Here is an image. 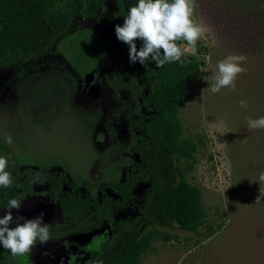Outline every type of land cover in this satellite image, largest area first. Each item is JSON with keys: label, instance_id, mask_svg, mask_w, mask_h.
Wrapping results in <instances>:
<instances>
[{"label": "rangeland", "instance_id": "obj_1", "mask_svg": "<svg viewBox=\"0 0 264 264\" xmlns=\"http://www.w3.org/2000/svg\"><path fill=\"white\" fill-rule=\"evenodd\" d=\"M194 19L207 29L200 39L205 50L196 55L203 64L179 115L183 137L192 138L197 149L179 166L200 189L207 221L197 232L176 223L159 226L163 234L153 239L140 264H264V196L255 203L264 191V181L258 182L264 172V129L246 127L247 118L264 115V0H195ZM122 22L120 0H106L100 14L77 19L71 35L47 55L0 66V137L12 136L8 148L21 164L66 167L77 185L88 186L93 194L103 180L121 181L124 167L138 161L126 124V115L137 109L136 93L116 84L136 65L128 62V46L115 37L114 25ZM229 53L246 57V71L237 75L234 88L212 93L207 86L216 62ZM95 71L94 83L83 89L85 76ZM241 99L247 108L239 106ZM136 176L125 207L110 193L115 224L139 218L148 179ZM50 185L37 183L22 191L21 207L12 210L27 218L43 212L49 225V240L34 244L27 260L81 264L86 247L101 242L93 237L112 233L113 226L75 231L53 200ZM61 244L72 257L57 262L53 252ZM0 250L5 254L6 249ZM91 252L94 256L97 247Z\"/></svg>", "mask_w": 264, "mask_h": 264}, {"label": "trees", "instance_id": "obj_2", "mask_svg": "<svg viewBox=\"0 0 264 264\" xmlns=\"http://www.w3.org/2000/svg\"><path fill=\"white\" fill-rule=\"evenodd\" d=\"M135 2L120 0L122 16ZM105 5L106 0H0V66L47 55L71 35L77 19L95 17ZM178 43L182 48L187 46L183 41ZM204 50L198 40L197 54ZM196 55L186 54L183 64L172 62L160 68L154 62L144 66L136 63L124 80H116L117 86L136 93L137 103V109L126 115V124L138 161L124 167L121 181L103 180L98 193L93 194L88 186L80 188L66 167L33 163L20 171L23 188L33 181L51 184L53 200L75 231L112 224V233L93 237V242L98 238L101 242L85 264H140L142 255L151 250L153 239L163 234L159 226L168 228L176 223L183 230L197 232L206 223L201 191L186 179L179 166L182 159L187 164L197 149L192 138L183 137L179 115L192 78L203 64ZM137 173L148 179L139 218L132 224H115L110 193L125 207ZM93 247L89 244L87 248ZM5 254L0 250V264H30L26 254L12 257L8 250Z\"/></svg>", "mask_w": 264, "mask_h": 264}, {"label": "clouds", "instance_id": "obj_3", "mask_svg": "<svg viewBox=\"0 0 264 264\" xmlns=\"http://www.w3.org/2000/svg\"><path fill=\"white\" fill-rule=\"evenodd\" d=\"M195 0H136L127 8L123 22L114 25L115 37L128 46V62L144 66L154 62L157 68L172 62L184 63L186 54H197V42L206 27L194 19ZM137 40L140 46L137 47ZM183 41L187 47H180ZM246 57L242 54L229 53L218 60L215 65L214 78L208 84L212 93L222 88H234L237 75L246 71ZM241 108H247V101H238ZM248 129H264V115L247 118ZM2 141L12 144L10 134H4ZM10 156L0 155V189L9 188L14 177L8 170ZM264 181V172L259 175L258 182ZM264 191H259L256 202L261 201ZM21 207V200L9 197L0 202L4 209L0 214V248L8 250L12 257L28 253L36 243H46L49 236V225L44 221V213L27 218L13 209Z\"/></svg>", "mask_w": 264, "mask_h": 264}, {"label": "flooded vegetation", "instance_id": "obj_4", "mask_svg": "<svg viewBox=\"0 0 264 264\" xmlns=\"http://www.w3.org/2000/svg\"><path fill=\"white\" fill-rule=\"evenodd\" d=\"M8 146H9V144L3 143L2 137H0V155L6 156V157L10 156L9 163H8V170H9L10 174L14 177V182L9 188L0 189V202L6 201L9 197H15V198L19 199L20 193L22 191L23 192L29 191L32 186H35L37 184V182H34V183L31 182L30 185L27 186L26 188L21 187V179L22 178H21L20 171L25 170L26 166H30V165L33 166V163H36V162H30L28 164H21L19 162L18 157L15 155V152L11 151L8 148ZM95 247H97V250H98L99 244L97 243L95 245ZM66 251L67 250H65L64 252L55 253V255H54L55 261L60 262V261H62V258L65 259V254L70 257L71 255L67 254ZM91 251L92 250L88 249V250H86L85 256H84V254H82V256H80V259L82 260L81 264H84L85 261L92 256L93 252H91Z\"/></svg>", "mask_w": 264, "mask_h": 264}, {"label": "water", "instance_id": "obj_5", "mask_svg": "<svg viewBox=\"0 0 264 264\" xmlns=\"http://www.w3.org/2000/svg\"><path fill=\"white\" fill-rule=\"evenodd\" d=\"M98 72L95 71V72H90L88 73L86 76H85V79H84V87L83 89H86L87 87H89L91 84L94 83V79L96 78ZM66 250V246L64 244H61L60 246H58L53 254L55 255V253H60V252H64ZM66 257H69L68 255L65 254Z\"/></svg>", "mask_w": 264, "mask_h": 264}]
</instances>
